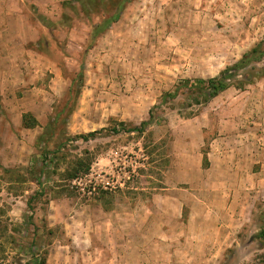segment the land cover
<instances>
[{"label": "rangeland", "instance_id": "rangeland-1", "mask_svg": "<svg viewBox=\"0 0 264 264\" xmlns=\"http://www.w3.org/2000/svg\"><path fill=\"white\" fill-rule=\"evenodd\" d=\"M259 42L264 0H0V264H264V57L161 103Z\"/></svg>", "mask_w": 264, "mask_h": 264}, {"label": "trees", "instance_id": "trees-1", "mask_svg": "<svg viewBox=\"0 0 264 264\" xmlns=\"http://www.w3.org/2000/svg\"><path fill=\"white\" fill-rule=\"evenodd\" d=\"M264 57V42H259L255 47H253L250 52L243 54L242 57L235 62L233 65L225 67L219 75L203 79V78H194V79H183L175 86L173 92H165L161 96V103L165 102L168 99H175L177 93L180 89L186 90L189 93L196 94L202 98V102H207L209 99L217 96L220 92L229 88L231 81L235 78L240 71H243L248 68L251 62H260ZM260 70L257 69V72ZM262 72V70L260 71ZM260 74H254L252 78L246 79V81H252L254 77H257ZM247 74L245 75V78ZM249 77V76H248ZM245 81H238L237 85H242ZM196 104L198 102L197 99ZM158 107L157 105L150 108L148 111V119L141 121L137 126L127 128L123 122H119L118 125L113 126L108 130L112 134L124 133H133L143 134L146 130V127L154 120V109ZM22 125L25 128H33L38 125L36 118L30 113H24L22 115ZM98 132H90L88 134H79L75 136V139H82L88 141L91 137H94ZM91 163L83 159L77 160L70 169L66 170V176L69 179L78 177L81 174H87L89 172ZM260 236L264 238V228L260 231ZM39 264H44V261Z\"/></svg>", "mask_w": 264, "mask_h": 264}]
</instances>
